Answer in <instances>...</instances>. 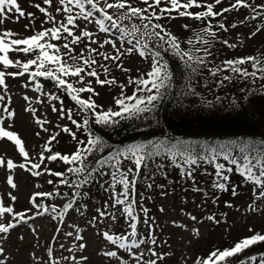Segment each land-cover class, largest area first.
Segmentation results:
<instances>
[{
	"label": "snow or ice",
	"instance_id": "1",
	"mask_svg": "<svg viewBox=\"0 0 264 264\" xmlns=\"http://www.w3.org/2000/svg\"><path fill=\"white\" fill-rule=\"evenodd\" d=\"M61 7H55L56 12H63L65 15L57 20L51 11H48L40 5H36L41 13L45 16V21L41 24L40 31H35L33 35L26 38L14 39L16 33L12 31L0 32V66L4 69L13 67L18 69L15 72L0 71V88L3 89L5 95H0V125H4L5 119H12L15 116L14 111H10L9 107L4 104L7 94L6 75L13 78L26 74L30 81H36L38 77L52 81L55 86L73 102L74 106L79 110L76 114H82V120L78 122L73 118V110L65 108L64 101L59 95L44 93L51 101H59L60 107H52L53 112L59 113V118L71 121L77 130H84L87 136L84 140H80L77 133L72 131L68 126L61 128V131L71 136L73 140L77 141L76 150L71 155H61L54 153L48 146L57 139L59 133L51 135L50 139L42 147L49 153L47 159L51 161H62L65 165H70L67 168V173H70L75 179L69 180L64 172H51L54 177H60L61 183L74 188L73 196H79L83 186L92 183L97 174L100 176L109 177L107 181L108 188L111 192L110 199L114 208H119V214L126 220V231L119 234H110L104 232L102 235L111 245L117 246L118 249L127 250L136 260V264H141L144 253L137 254L141 245L145 243L143 238L139 237L138 224L141 222L137 210V200L135 198L136 185L142 169H147L150 161H154L157 157H166L176 167L182 169L183 175L194 180V172L196 168L201 166V163L211 165L214 168L213 188L220 192H228L229 189V175L237 171L244 181L249 182L254 188L259 187L260 195L256 198L264 197V139L260 141L254 140H240L229 141L227 143L217 142L216 147H211L207 142H198L191 140L176 139L175 143H171L169 139L150 140L141 143H131L123 147L112 148V145L102 136L96 134L92 130V125L100 126V128H111L118 124L121 120L138 118L144 113L153 112L158 101L162 100L165 91L171 87L172 72L169 69L168 61L164 58L162 53H170L173 57L179 58L183 64L191 69L193 72L197 71V67L205 63V56L210 55V46L212 40L217 37V32L213 30L214 27L227 32L229 29L224 22H217L213 25L212 21L217 17H223L225 13L231 12L233 9L239 7L251 8L256 12V7L248 3L247 0H235L230 7H224L220 11H214V7L222 3V0H214V3L201 4L197 0H166L169 6L161 7L162 0H139L144 7L134 6L133 0H58ZM44 4L53 6V0H43ZM264 12V3L258 6ZM192 8H203L204 10L198 12L189 11ZM181 9H184L181 11ZM112 10V11H110ZM173 12L178 14L181 18H190L199 22H203L205 26L195 32L194 39L189 38L187 44L191 47H182V42L179 37L170 32L166 25L159 21L162 19H176L177 16L172 15ZM18 14L16 19L25 17L23 11L18 3V0H0V23L8 18L6 14ZM259 15V14H258ZM28 18L31 20L33 14L28 13ZM211 18V19H210ZM247 18V17H246ZM255 18V17H254ZM226 19V17H225ZM139 21V25L131 23L132 21ZM79 21V23H78ZM131 23V30L124 22ZM83 22L94 23L100 33L106 34V37H112L115 34V39L103 38L102 41L96 38V33L82 27ZM34 23V21H32ZM48 23L51 26L45 28L44 24ZM242 23V22H241ZM238 25L233 23L231 28H236ZM26 28L29 25H25ZM183 27L187 30L191 25L185 24ZM75 30V31H74ZM260 29L257 28L256 31ZM256 31L252 35L256 34ZM211 38V39H209ZM62 44L53 43V41H61ZM119 42V47L117 46ZM85 42V49L78 55L75 54L73 45H79ZM223 43L230 48L236 47V44L229 43L224 40ZM130 45L124 47V45ZM201 45L197 48L196 45ZM95 46V47H93ZM105 46H110L114 50V54L109 55L108 52L102 51ZM202 51L203 56L196 55L197 52ZM23 53L32 58L22 62L20 60L13 61L9 53ZM87 52V55H85ZM138 54L140 57L149 59L150 71L139 78H128L127 83L135 85L132 95H125V85L121 84V95L115 99V105L119 110L108 108L105 110L103 106L96 103L94 96L99 93L92 87V81L85 82V77L95 78V83L99 85H114L117 83L115 78H109L110 69L106 64H99L103 69L104 79L100 78V73L97 71L95 65L99 62L94 56L102 57L104 61H112L115 67L124 71L130 72L131 69L125 68L121 61V57L125 54ZM224 67L209 68L211 75L216 76L219 72H232L243 78L252 77L254 79H264V66L261 62L253 56L228 59L224 62ZM251 63L252 71L242 67ZM34 70H31L33 69ZM83 73V75H82ZM258 73L260 74L258 76ZM68 77L76 78L74 82H69ZM231 77L225 75L223 80L230 81ZM79 84L80 86H75ZM24 87H28L26 83ZM35 92H43V85L39 82L35 84ZM88 93L87 97L82 94ZM137 93H144L137 95ZM25 101H30L28 96H24ZM11 98L8 97L10 104ZM26 111L35 114L34 108H27ZM7 114L5 117L4 114ZM37 124L42 127L48 123L47 121L37 119ZM7 127H10L8 125ZM6 126H0V138H7L12 141L19 149V153L25 158L27 163L14 164L11 160L7 161V169L12 170L16 167L31 171L33 176H39L41 173L32 171L39 169V163H32L28 161L29 152L25 150L24 142L17 135V133L7 130ZM59 127V125H57ZM44 131H48L44 127ZM39 135V133H37ZM199 143L201 151H195L193 145ZM105 149H109L107 155L96 158L97 153H103ZM238 150V151H237ZM235 153V154H234ZM43 157V154H41ZM92 158L94 163H89V158ZM223 159L227 165L234 166L226 167L223 162H217ZM5 161L0 158V166H3ZM30 164V167L28 165ZM163 165H158L162 168ZM47 171V169H45ZM7 183L13 188L16 184L13 182L11 176L8 177ZM49 184L53 181L49 180ZM39 187V185H37ZM150 187V185H149ZM119 188V191H117ZM199 191V189H196ZM231 193L236 195L235 187L231 188ZM59 191L36 193L31 199L34 201L35 196H42L48 198L59 197ZM15 201L16 197H11ZM74 201L72 198L59 210L55 205L45 207L43 205H36L37 208L42 209L35 215L47 213L54 218L63 220L66 213L73 208ZM230 206V205H229ZM105 209L108 205L105 204ZM251 207V206H250ZM253 211L257 209L253 208ZM140 212L147 216V209L141 207ZM5 213H13L11 207L0 206V216ZM100 218L110 217L112 221L117 220V216L112 212L106 210H98ZM26 213H16L7 224L0 223V234H8L11 229L16 228L19 224H26L28 220L33 217H27ZM93 217V222H95ZM194 220L195 217H192ZM210 220H215V217H209ZM251 231V229H250ZM69 235H72L70 232ZM77 239H82L79 235ZM23 239V237H21ZM151 244H155V239L150 240ZM264 243V234L255 233L250 237L242 238L234 243L230 248L224 250L211 251L206 259L196 262V264H226L229 258H235L237 255L243 254L252 246ZM85 247L81 244L80 248ZM152 256H157V253L148 249ZM4 249L0 247V255ZM52 254L49 253V256ZM106 257L115 258L118 255L117 251H107L104 253ZM76 261V257H65ZM81 260H87V257H81ZM262 264H264V255L260 256ZM257 256L252 255L247 258L246 264H255ZM0 264H4L3 259H0ZM51 264H58V261L52 260ZM147 264H156V260H149Z\"/></svg>",
	"mask_w": 264,
	"mask_h": 264
},
{
	"label": "rangeland",
	"instance_id": "2",
	"mask_svg": "<svg viewBox=\"0 0 264 264\" xmlns=\"http://www.w3.org/2000/svg\"><path fill=\"white\" fill-rule=\"evenodd\" d=\"M197 2L206 4L214 3V0H197ZM247 2L256 7V12H253L251 8L241 6L212 21L213 25L217 22H224L229 29L224 32L219 28H213L217 32V37L212 41V48L216 51L212 68L218 66L223 68V62L228 59L249 56L256 57L261 62V66H264V12L258 7L264 3V0H247ZM18 3L21 9L25 11V17H20L17 21L16 16L18 14L8 13L6 14L8 18L0 23V32L12 31L17 34L12 37L14 39L30 37L35 31L42 30L41 24L46 18L36 5L51 11L57 20L65 15L63 12L54 10L55 7H61L58 0H53L52 7L44 4L43 0H18ZM133 3L134 6L144 7L142 3H139V0H133ZM233 3H235V0H222L221 4L214 7V11L230 7ZM165 6L169 5L166 0H162L161 7ZM183 10L181 9V11ZM202 10L204 9H189L192 12ZM28 13L33 14L31 20L27 16ZM172 15L177 16V18L162 19L159 22L166 25L168 30L179 37L184 44L187 43L186 41L189 38L194 39L195 32L205 26L203 22L178 17L176 12H173ZM132 23L139 25V21L134 20ZM233 23L238 25L234 29L231 28ZM185 24L191 25V27L186 30L183 27ZM25 25H29V27L26 28ZM50 26L48 23L44 24L45 28ZM81 26L94 31L96 38L101 41L103 38L115 39V34L112 37H106V34L100 33L94 23L83 22ZM257 28L260 30L256 31ZM254 31H256V34L252 35ZM225 39L229 43L236 44V47L230 48L225 45L223 43ZM63 42V40L53 41L57 44ZM117 46H120L118 41ZM129 46L124 45V47ZM73 48L75 54L78 55L85 49V42L73 45ZM102 51L108 52L109 55L114 54V50L110 46H105ZM85 55H87V52H85ZM9 56L13 61L20 60L22 62L32 58L16 52H10ZM93 58L99 62L94 67L100 73L101 79H104L105 76L99 64H106L110 69L109 78H115L117 81L116 84L111 86L99 85L95 83V78L85 77V82L92 81V87L99 93L98 96L93 98L104 109L112 104L114 97L118 98L121 95V84L125 85V95L133 93L135 85L127 83L129 77L136 79L142 75L145 76L151 70L149 59L142 58L135 52L132 55L125 54L121 57L123 66L131 69L127 73L116 68L112 61H104L98 55ZM242 67L247 68L249 71L253 70L251 63ZM31 70H34V68ZM0 71L7 73L18 71V69L13 67L4 69L3 66H0ZM225 75H229L231 80L224 81L222 84L219 83ZM66 79L69 82H74L76 78L68 77ZM37 82L43 85V92L34 91ZM197 82L198 96L204 94L207 97L221 96L224 99L228 97L226 90L230 94L235 90H242L245 85L248 87V84L261 83L264 85V79L243 78L230 71H221L213 76L209 70H203ZM26 83L28 87H24ZM6 85L8 91L4 104L9 107L10 111L15 112V116L10 120L5 119L4 125L0 126L7 127L10 125L7 130L17 133L24 142L25 150L29 152L28 161L40 164L39 169H33L32 171H38L41 174L33 176L31 171L19 167L8 170L6 166L8 160L16 165L27 163V161L12 141L7 140V138H0V158L5 161V164L0 166V206L13 209V213H5L0 216V223L7 224L10 220L15 223L16 221L12 217L16 213H26V219L27 217H33V219L28 220V223L19 224L16 228L11 229L8 234H0V247L4 249L0 259H3L4 264H51L52 260L58 261V264H136V260L127 250L118 249L117 246L111 245L102 235L106 231L115 235L126 231V220L120 216L119 208L112 206L111 192L107 190L108 185L103 188V193H97L96 195L88 194L85 191V186H83L79 189L80 195L73 196L74 191H76L74 188L62 184L60 177H54L50 174L51 172L67 173V168L70 166L65 165L60 160L54 162L47 159L49 153L42 146L47 143L51 135L59 133L57 139L48 146L52 149L53 154L71 155L77 147H82V145H78L77 141L73 140L70 135L63 133L61 128L64 126L70 127L72 131L77 133L80 140H83L84 130H77L66 117L60 119L59 113L52 111L53 106L60 107V102L49 100L44 93L59 95L64 101L65 108L73 110V118L77 119L78 122L82 120V114H76L79 110L73 102L68 97L63 98V92L50 80L38 77L36 81H30L27 74L15 78L6 75ZM228 85H231V87ZM75 86L79 87L80 85L76 84ZM0 95H5L2 88H0ZM88 95V93L82 94L83 97ZM24 96H28L31 102L25 101ZM8 97L11 98L10 104L8 103ZM27 108H34L36 110L35 114L26 111ZM0 111H2V107H0ZM4 115L7 116L6 113ZM37 119L48 123L42 127L37 124ZM44 127L48 131H44ZM41 154H43V157ZM66 166L68 167L66 168ZM28 167H30V164ZM211 169L213 170L211 174L213 173V178H215V170L212 166ZM9 176L13 178V182L16 184L15 189L7 183ZM49 180H52L53 183L49 184ZM55 191H59L61 195L54 199L42 196H35L34 201L31 199L36 193ZM117 191H119V188H117ZM259 195V187H251L243 197L236 199L231 204L229 203L230 206L224 207L228 204L224 202L223 206L220 203L221 205H218V208L212 210H207L204 205H191L183 196L174 191H164L152 195L147 205L146 223L143 222L142 226L138 228V238L145 240V243L137 251V254L144 253L141 264H147L149 260H156V264H196L197 261L206 259L211 251L230 248L235 242L255 233L264 234V197L256 198ZM13 196L16 197L15 201L11 199ZM70 198L74 201L73 208L65 214L63 220L54 218L47 213L35 215L38 211H42L36 205L45 207L55 205L59 210L69 202ZM105 204L108 205L107 209L104 207ZM253 208L257 210L253 211ZM98 210L114 213L117 220L114 222L110 217L100 218ZM210 216L215 217V220H210ZM93 217L96 218L95 222H93ZM192 217H195V219L193 220ZM70 232L72 235H69ZM77 235L82 239H77ZM151 239H155L156 243L154 245L150 243ZM81 244L85 247L80 248ZM148 249H152L157 253V256H152ZM107 251H117L118 255L115 258L106 257L104 253ZM49 253L52 255L49 256ZM72 256L77 258L76 261L65 259V257ZM81 257H87V260H81ZM246 262L247 259L236 264H246ZM255 264H262V262L260 260L259 263L257 260Z\"/></svg>",
	"mask_w": 264,
	"mask_h": 264
},
{
	"label": "trees",
	"instance_id": "3",
	"mask_svg": "<svg viewBox=\"0 0 264 264\" xmlns=\"http://www.w3.org/2000/svg\"><path fill=\"white\" fill-rule=\"evenodd\" d=\"M131 23L125 21L122 27L126 25L131 30ZM181 42L182 47H191L187 43L184 44L182 40ZM212 46L211 42L210 55L205 56V63L199 66L194 65L197 67L195 72L187 68L179 58L173 57L170 53H162L172 72V82L171 87L165 91L164 98L157 102L155 110L144 113L138 118L121 120L111 128L92 125V130L102 135L113 149L131 143L162 139H169L171 143H175L176 139L207 142L211 147H216L217 142L264 139V85L261 83L248 84V87L245 85L242 90H235L230 94L226 90L228 96L226 99L221 96L207 97L204 94L198 96L197 80L200 73L214 66L213 57L216 56V51ZM196 47L202 46L198 44ZM196 55L203 56L204 53L200 51ZM145 78H147L146 75ZM228 86L231 87V85ZM143 94L137 93V95ZM65 97L67 98V95L63 93V98ZM115 99L117 98L114 97L112 104L105 110L108 108L119 110L115 105ZM86 136L87 132L84 131L83 140ZM192 147L195 151H201L199 143ZM261 147L264 148V145ZM108 151L109 149H105L103 153H97L96 158L107 155ZM88 162L94 163L91 157ZM217 162H223L226 167L234 168L227 165L222 158ZM161 164L163 167L158 168ZM203 167L205 168L202 170ZM211 172H213L211 165L201 163V166L196 168L194 180H192L186 178L182 169L176 167L166 157L161 156L150 161L147 169L141 170L136 185L135 198L141 220L138 228L143 222L146 223L147 219V216L139 209L141 207L147 209L152 195L156 193L174 191L191 205H204L207 210H212L218 208V205L223 206L224 202L228 203L224 207H228L229 203L243 197L247 190L253 187L249 182L244 181L234 168L232 173H228L230 190L220 192L212 186L214 178ZM65 174L70 181L75 179L71 174ZM108 179L107 176L97 174V178L92 183L85 185V191L92 195L103 193ZM232 187H235L236 195L231 193ZM252 255H256L260 263V256L264 255V243L252 246L235 258H229L226 264L242 263Z\"/></svg>",
	"mask_w": 264,
	"mask_h": 264
}]
</instances>
